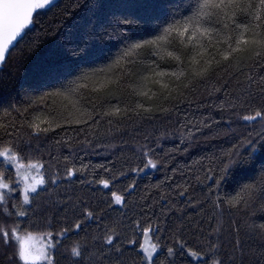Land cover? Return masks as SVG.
I'll return each mask as SVG.
<instances>
[{
	"label": "trees",
	"instance_id": "obj_1",
	"mask_svg": "<svg viewBox=\"0 0 264 264\" xmlns=\"http://www.w3.org/2000/svg\"><path fill=\"white\" fill-rule=\"evenodd\" d=\"M201 3L56 0L32 15L0 64V229L15 232L0 264H264V192L245 195L264 181V119H243L264 113V57L224 60L215 40L200 56L175 34L132 48ZM23 240L37 261L19 258Z\"/></svg>",
	"mask_w": 264,
	"mask_h": 264
},
{
	"label": "snow or ice",
	"instance_id": "obj_2",
	"mask_svg": "<svg viewBox=\"0 0 264 264\" xmlns=\"http://www.w3.org/2000/svg\"><path fill=\"white\" fill-rule=\"evenodd\" d=\"M55 3V0H0V34L3 35L4 39L0 42V64L5 61V53L8 52V45L20 35L21 31L29 24L33 23L32 13L37 9H45ZM58 6V5H57ZM205 9L211 11L205 12ZM244 15L249 22L243 23L237 19L238 15ZM205 21L207 23H205ZM222 24V26L229 31V35L224 37L222 40L216 38V29L214 25ZM235 33V35L231 33ZM175 34L176 37L180 38V43L192 45L194 49L201 51L197 52V55L202 56L203 49L211 47L215 40L216 43H222L226 45L223 51H220L224 60H228L230 56L235 53L247 52L250 56L241 57V59H255V57H264V0H202L197 11L187 18L183 23L172 25L169 28L164 29V35L157 37L155 40L144 41L143 44L137 43L132 48L139 49L146 46L158 45L162 40H168ZM207 41V44L204 43ZM194 42V43H193ZM125 55H130V51L126 52ZM167 55L173 59H179L174 56L172 52H168ZM214 59V57H213ZM195 63L199 64L195 56L193 57ZM119 61H117V64ZM209 65V61L204 62ZM218 63V62H217ZM210 66V65H209ZM103 71V70H101ZM207 72V67L198 68L195 72L196 75L203 76ZM156 76L167 75L164 72H156ZM172 75H175L174 73ZM148 78L145 77V80ZM99 88H94V91H100L105 89L109 85L113 84L112 80L97 81ZM186 86V85H185ZM163 88H167V85H161ZM147 95V93H143ZM264 119V113L256 112L255 115H246L243 117L244 120H255L257 118ZM39 128V125H35ZM41 131H48L49 129H40ZM230 163H236L233 159V153H227ZM0 156L5 159H11V150L7 149L0 152ZM149 165L155 167L156 165L152 161L148 162ZM35 166V165H34ZM229 165H225V170ZM39 183H43L40 181ZM100 183L104 188L109 187L107 180H101ZM0 187L7 188V183L0 184ZM264 192V181L258 184L249 185L245 189V195L251 197L256 194L257 191ZM28 191L36 192V187L33 185L28 189H25L24 202H29ZM3 200V196L0 195V201ZM123 198L116 196L115 201L117 204L122 203ZM25 213H21L23 215ZM88 218H92V213H88ZM76 229H80V224L75 225ZM68 229H65L63 236ZM15 237L14 231H8L0 229V240L4 243H9ZM58 243L59 241H54ZM108 244H112L113 241L109 238L106 241ZM119 250V249H117ZM147 251V250H145ZM171 251V250H169ZM72 254L75 257L81 256V251L77 248L72 249ZM41 255H44L43 253ZM19 258L27 260L28 254L24 251L21 246L19 252ZM150 258V256H149Z\"/></svg>",
	"mask_w": 264,
	"mask_h": 264
},
{
	"label": "rangeland",
	"instance_id": "obj_3",
	"mask_svg": "<svg viewBox=\"0 0 264 264\" xmlns=\"http://www.w3.org/2000/svg\"><path fill=\"white\" fill-rule=\"evenodd\" d=\"M56 1V0H55ZM37 10H40V9H37ZM33 11L32 15L37 11ZM30 25V24H29ZM28 25V26H29ZM27 26V27H28ZM26 28V27H25ZM24 28V29H25ZM24 29L21 31L20 35L16 37V39H14L9 45H8V49H10L16 42V40L22 35V33L24 32ZM4 37L2 34H0V40L3 41ZM32 181L33 182H36V177H32ZM21 246H23V249L24 251L28 254V259L27 260H24L25 262H34V261H37L39 259V256L37 255V253L35 252V247H34V244L28 240H23Z\"/></svg>",
	"mask_w": 264,
	"mask_h": 264
}]
</instances>
